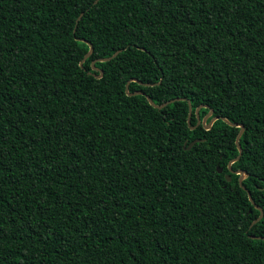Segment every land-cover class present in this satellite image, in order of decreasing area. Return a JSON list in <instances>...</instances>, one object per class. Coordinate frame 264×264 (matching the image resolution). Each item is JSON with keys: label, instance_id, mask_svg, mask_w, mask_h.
<instances>
[{"label": "trees", "instance_id": "obj_1", "mask_svg": "<svg viewBox=\"0 0 264 264\" xmlns=\"http://www.w3.org/2000/svg\"><path fill=\"white\" fill-rule=\"evenodd\" d=\"M94 1L0 0V264H264V0Z\"/></svg>", "mask_w": 264, "mask_h": 264}, {"label": "water", "instance_id": "obj_2", "mask_svg": "<svg viewBox=\"0 0 264 264\" xmlns=\"http://www.w3.org/2000/svg\"><path fill=\"white\" fill-rule=\"evenodd\" d=\"M96 2H97V0L94 1V3H96ZM81 14H82V13H81ZM81 14L78 16V18H80ZM82 40H83V41H86V40H84V39H82ZM88 44H89V47L91 46V50H88V52L86 53L84 59H85L86 57H88V56L92 53V51H93V47H92V45H91L90 43H88ZM120 50H121V49L117 50V51H116L115 53H113L111 56L97 58V59H95L94 61L91 62V67H92V69H93V70H99V74L96 75L97 77H101V75H102V70H100V69H98L97 67H95L94 63H95L96 61H107V60H109L110 58L114 57V56H115ZM84 59H83V60H84ZM83 60L80 62V65L83 64ZM131 81H137L138 83H141V82H140L139 80H137V79H132ZM128 84H129V81L126 83V86H125V91H126V93H127L128 95H137V94L145 95L146 98H147V100H148V102H149V104H151L152 106H154V107H156V108H162V107H164L165 105H167L168 103L173 102L174 100L181 99V98H175V99H170V100H168V101H165V102H163V103H161V104H156V103L153 102V100H152V98H151L150 96L146 95V94H145L143 91H141V90H137V91H134V92H129V86H128ZM145 85H150V84H149V83H145ZM204 106H205V105H204ZM199 108H200V106L196 108V116H197V123H196V125H198L199 123H202L203 127L206 128V129H208V128H210V126L212 125V123H213L216 119H219V118H220V119L224 120L225 122H227L228 124H230V125H232V126H237V127L240 128V129H239V132H238V134H237V136H236V140H235V143H236V146H237V149H238V155H237L234 159H232L231 161H229V163H228V167H229V169H230V165H231V163L234 162V161H236V160H238V158H239V157L241 156V154H242V148H241L240 143H239V138L241 137V135H242V133H243L244 126H243L242 124H238V123L230 122V121H228L226 118H224V117H222V116H219V115L212 116V115H213V109H209V111L203 116V118H199V115H198ZM190 113H191V106H190V104H189V114H188L189 116H190ZM208 118H210V119L208 120ZM207 120H208V122H207ZM199 140H200V139H195V140H193L192 142L189 143V145L187 146V148H190V147H191L196 141H199ZM221 170H222L221 168H218V171H219V172H221ZM234 172L237 173V174H239V184H240V186H242L243 189H245L244 185L242 184V181H243L244 177L246 176V172L243 171V170H236V171H234ZM225 177H226V180H227V181H229V180L231 179V177H230L228 174H227ZM246 191H247V194H248V198H249V200L254 204L255 208H257V209L260 210V215H259V216L253 221V223H255V222H257L259 219H261V217H262V215H263V211H262V208H261L260 206H258L257 204L254 203L250 191L247 190V189H246ZM254 237L260 238V237H258V236H254Z\"/></svg>", "mask_w": 264, "mask_h": 264}, {"label": "snow or ice", "instance_id": "obj_3", "mask_svg": "<svg viewBox=\"0 0 264 264\" xmlns=\"http://www.w3.org/2000/svg\"><path fill=\"white\" fill-rule=\"evenodd\" d=\"M89 50H91V46L89 47Z\"/></svg>", "mask_w": 264, "mask_h": 264}]
</instances>
